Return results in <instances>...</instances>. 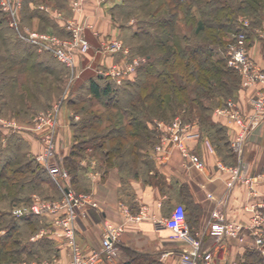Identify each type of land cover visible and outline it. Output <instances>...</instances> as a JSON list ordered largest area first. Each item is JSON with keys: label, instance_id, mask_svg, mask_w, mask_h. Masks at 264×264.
<instances>
[{"label": "crops", "instance_id": "crops-1", "mask_svg": "<svg viewBox=\"0 0 264 264\" xmlns=\"http://www.w3.org/2000/svg\"><path fill=\"white\" fill-rule=\"evenodd\" d=\"M89 1L85 9L91 15L95 5ZM36 7L37 4L32 2L27 9L29 14H33L30 23L35 28H39L41 23L50 26L32 13ZM97 15L96 19L91 20L96 25L97 34L100 33L102 37L86 33L95 52H91L89 62L84 61L88 64L84 68L92 64L97 68L103 65L105 60L97 52L100 38L121 34L119 28L113 27L112 18L106 10L101 8ZM248 43L252 62L257 68L264 70V20L249 31ZM116 58L114 56L106 60L104 66L114 62ZM258 89L259 86L240 87L235 94L234 101L247 123L253 118L251 101ZM215 109L210 119L215 124L216 132L202 129L196 123L189 124L191 133L196 136L185 140V146L197 158V164L189 158H183L179 150L168 141L162 145L161 152L156 151L164 135L157 127L156 120L148 126L149 133L154 129L155 139L149 135L129 140L125 150L132 149V153L125 156V162L121 166H108L105 157L93 148H88L77 158L73 180L70 178L66 186L76 193L91 194L98 203L96 209L79 211L75 241L84 255L100 250L104 225L110 223L123 225L124 228L118 243V263L126 258L125 250H129L151 258L155 264H187L183 262L182 255L190 248V244L175 240L170 230L156 224L159 219L167 218L174 207L180 204L186 210L190 240L199 243L200 253L209 254L212 264H236L237 258L242 257L249 248L233 237L212 236L210 225L214 222L215 211L220 212L228 222L248 224L251 215L246 208L253 201L249 193L254 190L258 195L264 196V183L257 182L258 176L264 174V121L250 127L251 134L247 137L239 158L233 143L240 128L228 118L217 115ZM2 113L6 112L0 107V114ZM16 119L17 125L28 126L25 125L29 122L26 117L21 120L16 116ZM72 120L70 110L66 107L61 109L57 148L59 157H65L74 143ZM1 131L3 129L0 127V134ZM16 135L25 144L26 149L22 150L25 158L32 161L34 153L39 151V142L26 130ZM235 170L240 176L238 180L234 177ZM25 172L29 177L27 181L15 184L21 197L25 192H29L31 196H62L65 186L63 183L53 180L44 171L29 169ZM140 212L144 214L141 220L133 221L128 218ZM35 219L39 228L29 241L35 243L42 238L49 240L55 247L54 252L48 255L60 262L69 260L70 249L65 238L60 236L61 232L52 225V217L39 216ZM21 257L31 258L29 252H23ZM98 264L107 263L101 257Z\"/></svg>", "mask_w": 264, "mask_h": 264}, {"label": "trees", "instance_id": "trees-1", "mask_svg": "<svg viewBox=\"0 0 264 264\" xmlns=\"http://www.w3.org/2000/svg\"><path fill=\"white\" fill-rule=\"evenodd\" d=\"M34 1L24 0L23 2L24 8L27 7L26 10L23 8L24 11L22 12L23 22L26 24L30 23L32 19L33 14H29L27 9ZM39 1L44 2V0ZM167 2L169 11L157 22L163 36L154 38L152 46L155 54L146 55L147 61L139 66L133 80H125L121 85H116L110 78L98 75L96 73L98 68L94 64L83 68L79 76V85L76 88L88 94L90 101L88 109L84 105L77 108L76 111L74 109L75 115L79 116L78 120H72V128L75 130L73 131L74 143L68 154L63 157V166L71 180H73L76 170L77 158L81 157L88 148L100 152L103 158L105 157L108 166L114 164L121 166V163L125 162V156L132 153V149L125 150L129 140L149 135L152 138L156 136L154 129H151L152 133H149L148 126L135 120V113L150 121L152 118L158 117V119L162 118L166 122L169 120L166 117L167 113L171 114L170 119L182 113L183 118L187 121L197 118L202 129L216 132L215 124L210 119L213 109L223 106L229 99L234 100L237 90L242 87L239 74L227 66L225 55L218 57L219 54L217 53H219L220 48L222 51L225 50L224 39L225 35L229 33L238 34L242 32L246 42L249 41V31L264 20V0H206L201 6L197 5L196 0H167ZM192 8L198 9L199 16L193 27L192 36L195 40L186 38L183 39V46L173 44L171 49H168L167 45L173 43L175 26L179 16L187 22ZM182 9H184V14L180 11ZM32 13L47 23H51L48 16L43 14L41 10L34 8ZM113 14V12L110 13L112 19H114ZM241 16L250 18L251 24L247 28H244L239 22ZM3 19L4 21L1 22H6L5 17ZM52 25L54 26L53 23ZM123 44L129 48L131 56H136L139 51L146 48V44H142L140 47L137 45L135 48L127 45L124 41ZM25 48L35 52L33 47L25 45ZM247 48H249V43ZM12 60H19V64H27L28 59L15 55ZM59 65L65 71V67L62 64ZM34 70L35 66L32 65L27 73ZM44 72L51 74L46 70ZM27 73H20L12 83L3 82L0 93L13 90L12 94L15 97L22 96L20 92V95L15 93L13 89L15 84H19L21 89L28 92L27 86L24 84L30 78ZM23 75H25L24 78H22ZM27 97L33 98L31 95H27ZM11 100V106L18 105L17 98L13 97ZM79 100H81L79 95L77 98L70 99L68 101L69 107L76 108ZM90 103L92 105L94 103L99 104L100 108L94 109ZM23 109L24 111H22ZM23 109L16 108L15 116L26 117L27 120H31L29 108L26 106ZM112 110L118 114L116 116L117 122H115L118 125L101 134L98 126L102 123L104 115ZM79 132L83 134L89 132L91 136L81 138ZM9 148L10 150L0 157V190L11 194L10 202L30 203L32 201L31 194L25 192L21 197V192H17L16 188L18 187L15 184H24L27 181L29 177L25 175L26 170L44 171L46 174L47 172L36 161H28L25 158L22 153L25 144L17 135L10 136ZM106 157L108 158L106 159ZM18 160H22L24 164L18 167L12 165L16 164ZM40 196L43 199L54 198ZM10 217L13 218L11 214ZM35 217L39 216H26L16 219L17 222L12 220L14 224L12 227L16 229L19 237L15 241L24 239L25 244L31 246L27 251H22L24 246H21V250L19 251L20 248H18L13 254L21 257L23 252H29L30 259L40 261L46 259L44 257H48L49 253L54 252V243L43 238L35 243L29 241L39 228ZM125 257L119 264H155L151 258L129 250H125ZM115 261H106V263L115 264ZM239 264H264V257L256 250L246 249L240 257Z\"/></svg>", "mask_w": 264, "mask_h": 264}, {"label": "built area", "instance_id": "built-area-1", "mask_svg": "<svg viewBox=\"0 0 264 264\" xmlns=\"http://www.w3.org/2000/svg\"><path fill=\"white\" fill-rule=\"evenodd\" d=\"M84 0H74L70 7L74 14L73 18H63L61 14H55L57 18L64 20L66 30L70 32L71 37L58 39L48 33L30 32L23 30L24 38L31 44L39 47L40 50L50 52L58 62L63 64L69 70H74L80 57L87 56L90 44L82 36L83 30L92 29L93 26L85 22L86 25L80 26L75 19V15H81L84 11ZM98 5L103 0H93ZM19 2L12 0H3L1 8L7 13L9 27L19 32V21L16 13L20 9ZM244 28L249 26L248 21H240ZM97 52L116 55L118 61L111 63L105 70L97 69L96 73L100 76L110 78L116 85H121L125 80H133L136 76L138 67L144 62V59L137 56H131L128 48L123 46L117 39L103 41L97 48ZM227 66L236 71L241 77L242 88H251L259 86L255 93L251 107L253 118L247 123L243 114L240 112L238 104L229 99L221 107L215 109V113L224 116L234 122L240 132L233 148L238 153L239 158L244 150V143L251 134L252 129L260 122L264 121V70L257 68L252 62L248 48L246 47L245 35L240 32L234 34L232 41L226 45L225 53ZM82 70L79 71V74ZM59 106L51 110L42 111L36 115L29 131L34 134L39 142L40 150L34 153L35 161L42 166L47 174L55 181H61L65 186L62 189V196L58 199L45 200L34 196L30 203L17 204L12 208L11 216L14 219H20L26 216H48L52 217V225L61 232L70 249V258L65 262L46 261H19L14 264H98L99 258L106 261H114L118 257L119 238L124 230L123 225H114L105 223L104 234L99 251L84 255L75 241L76 224L81 209L98 208L97 201L89 193H76L66 184L70 180L68 172L61 166L59 159L56 158V135L59 124ZM77 119V117L75 118ZM5 126L12 131L20 130V126L14 123H5ZM157 127L163 131L161 143L156 147V151L163 150V144L170 142L181 153L183 158H189L194 164L198 163L195 156L191 155L185 146V140L191 139L196 135L191 133L189 124H182L179 119L164 124L157 123ZM26 130V129H25ZM223 168L222 166H220ZM234 177L238 180V171H233ZM257 182L264 183V174L257 178ZM249 195L253 200L246 208L251 217L246 225L228 222L220 214L213 212L214 222L211 223V235L217 238L233 237L245 247L258 251L264 257V196L258 195L252 190ZM144 217L143 212L135 216H128L130 220L139 221ZM156 224L172 232L175 240L190 244V248L185 250L182 255L183 262L187 264H212L209 254H201L199 243L190 240L189 227L186 222V210L183 205H177L167 218L159 219Z\"/></svg>", "mask_w": 264, "mask_h": 264}, {"label": "rangeland", "instance_id": "rangeland-1", "mask_svg": "<svg viewBox=\"0 0 264 264\" xmlns=\"http://www.w3.org/2000/svg\"><path fill=\"white\" fill-rule=\"evenodd\" d=\"M73 1L74 0H44V2H40L39 0H35L34 3L35 5L37 4L36 9L41 10L43 14L48 16V19L51 20V23H47L50 26H46V24L41 23L40 24L41 26L39 28L38 27L35 28L34 27L35 25H33L32 23L26 24L23 22L22 12L24 11L23 10L24 0H12V2H16V3L19 2L21 6L19 11L16 13V18H18L19 27H20L19 28L20 30L18 32L9 27V21L7 18L8 15L6 12L2 10L1 3L3 2V0H0V88L3 82L12 83L17 75H19L20 73H27L32 65L35 66L34 71L27 73L29 74L30 77V78L28 77L29 80H27L26 82L24 79L25 81L24 84L27 86L28 92H25L23 89H21V86L19 84H15L16 88L15 87L13 88L15 93H18L19 95L21 93L22 96L15 97V95L12 94L13 90H11L10 92H8L9 90H6L4 93H0V107L3 109L4 113L6 112L5 113L6 115L3 113L0 114V117H2L0 118V127L3 129V131H1L0 134V157L10 150V148L8 149V140L10 136L23 133L25 129L27 133H30L27 130L31 128L34 118L40 112L51 110L53 107L59 106V110H60L59 115H60L61 109L66 107L70 110V113L72 114V119L76 121L78 119L75 118L78 115H75L76 113L74 112V109L76 111L77 108L82 107V105H84L85 108L88 109V105L90 101L89 95L83 92L82 90H78V88L76 87L79 85L78 83L79 76L81 75V73L79 74V71L83 70L85 65H88L86 62L85 64L84 61L89 62V58L92 57L91 52H95L93 51V45L90 43L89 39L87 38L86 33L89 34L93 33V35L97 37H102L100 36V33L97 34L96 25L91 20L94 19L95 16H98L97 14L101 11V8H103V10H106L108 14H110L111 12L114 13L113 14L114 19H112L113 21L112 25L113 27L116 26L117 28H119L121 30V34L116 37L106 35L105 37L100 38L101 40H99L97 47H99L101 42L110 41L113 38L121 41L122 44L124 41L125 43H127V45L134 46V48L137 47V45L140 47L142 44L143 45L146 44V48L139 51V53L136 55L137 57H141L144 59V62L142 64H144L147 61L146 55L155 54L154 47L152 46V42L154 38H160V36H163L162 30L159 28L157 22L162 16H165L169 11V8L167 6L168 4L167 0H103L102 2L99 3V5L93 0L90 1L84 0L83 1L84 11L81 15H77V16L75 15V19L80 26L86 25L85 22L93 26L92 29L85 28L82 32V36L90 44V49L87 56L79 58L77 62V66L73 71L66 68L63 64L62 65L65 67V71L62 70V68L59 65L61 63L56 60V58L53 56L52 53L46 52L45 50H40L38 46L29 43L24 38L25 36L22 35H25L23 30L27 29L30 32L48 33L52 36L57 37L58 39H66L68 37H71L70 32L66 30V25L64 20L61 18H57L54 15L61 14L63 18H68V19L73 18L74 14L72 13L70 7ZM88 1L95 5L94 13L91 15L88 14L85 9ZM196 1H197V5L199 6L203 5L204 2H206V0H196ZM26 8L24 9L26 10ZM180 11L182 12V14H184L183 13L184 9ZM3 16L5 17L6 22H1L4 21ZM182 18L183 17L179 16L178 22L176 23L175 26V36L173 39V43L167 45L168 49H171L173 44H176L177 46H183V41H184L183 39L191 38V40L193 39L195 40V38H193L192 36V33L194 29L193 27L199 18L198 9L197 8L191 9V13L190 16L188 17L187 22H185ZM242 20L248 21L249 25L251 24L250 18L241 16L239 18V22ZM52 23L54 24V26L51 25ZM233 33H229L225 35L224 40L226 45L232 41V37L234 36ZM247 44L248 41L246 42V47ZM25 45L33 47L36 53L33 52L31 49L30 50L26 49ZM123 46L125 45L123 44ZM125 47L128 48L127 46ZM218 51L219 53L217 54L219 55L217 56L222 57L224 55L225 50L222 51L220 48ZM98 54H100L102 56V59L105 60L103 61V65L99 66L98 68L102 71L105 70L111 63H113L111 62L110 64L104 66L106 60H109L110 58L116 56L117 58L114 61H118V56H119L118 54L114 56L103 54L100 52H98ZM15 55L19 57H27L28 59L27 64L26 63L19 64L20 63L19 60L13 61L12 57ZM45 70L51 72V74L44 72ZM24 77L25 75H23L22 78ZM33 80L35 81L33 82ZM27 95H31V97L33 98L30 99L29 97H27ZM78 95L80 96L81 99L79 100L80 101L79 104L75 106L76 108H73L71 106L69 107L68 101L72 98H77ZM13 97L17 98L18 105L15 106L17 109H23L26 106L29 108L28 112L30 113L29 115L32 116V118L31 120H29L27 124H25L28 125L27 127L20 124L17 125L18 123L16 124L15 122L17 121L16 116L14 114L16 108L10 105V102L12 101L11 98ZM92 107L94 109H99L100 105L94 103ZM22 111H24V109ZM21 113L23 114V112ZM117 115H118L117 112L113 110L107 112L104 115V119L102 123L98 126V130L101 134L102 132H105L106 130L118 125L117 123H115L117 122L116 119ZM170 115H171L170 113L166 114V117L169 119L168 122H166L162 118H160L161 120L158 119V117H154L150 121L149 119L143 118L142 115L135 113V120L149 127L154 123L155 120L158 123H164V124H168L174 121L175 119H179L182 122V124H190V123L199 124V119L195 118L193 120L187 121L185 118H183L182 113L177 114L175 118L172 119H170ZM20 119L23 120L22 117H20ZM3 122L14 123L17 126H20V130H15L14 132L10 128L5 126ZM59 129L60 126L57 130V135H56V145H57L56 148H58ZM32 136H34L35 140L38 141L37 137L34 134H32ZM79 136L81 138H89V136H91V133L86 132L85 134H83L79 132ZM57 154H58V150L56 149L55 156L56 158L59 159L61 166L64 168L63 156L61 155V157H59ZM33 161H35L34 157H33ZM23 164L24 163L22 162V160H18L16 161V164L14 163L12 165L14 166L17 165L18 167V166H22ZM57 182L62 183L59 180ZM7 189H9L8 186ZM10 195L11 194H9V192H4V191L2 192L0 190V264H14L22 260L28 262L31 261L39 262L35 259L32 260L26 257H17L16 255L13 254L14 251L20 248L21 246H24L22 247L23 248L22 251H27L31 246L30 244L26 245L24 239L22 241H15L19 237L17 235L18 233L16 232V229H14V227L12 226H14L13 222H17V221L16 219L11 218L10 214L12 208L15 205L26 204V203L10 202L9 199ZM37 195L38 194L32 195V198ZM38 197L41 198L40 195ZM53 199H58V198H53ZM53 199H45V200H53ZM10 234L13 235L11 236ZM7 236L9 237L7 239H4ZM18 250L20 251L21 248ZM44 258L46 259L43 260L46 261L58 262L57 260L51 258V256L48 257L46 256ZM115 262H116L115 264H119L117 260ZM239 263H240V258H237L236 264Z\"/></svg>", "mask_w": 264, "mask_h": 264}]
</instances>
